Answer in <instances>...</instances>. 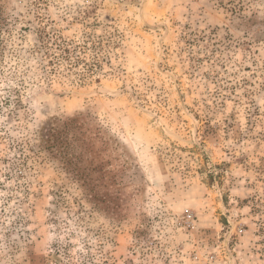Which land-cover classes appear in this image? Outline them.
<instances>
[{
    "label": "rangeland",
    "instance_id": "1",
    "mask_svg": "<svg viewBox=\"0 0 264 264\" xmlns=\"http://www.w3.org/2000/svg\"><path fill=\"white\" fill-rule=\"evenodd\" d=\"M0 264H264V0H0Z\"/></svg>",
    "mask_w": 264,
    "mask_h": 264
}]
</instances>
